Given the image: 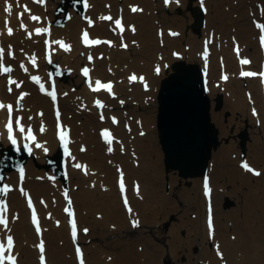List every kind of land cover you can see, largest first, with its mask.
<instances>
[{"label": "bare ground", "instance_id": "1", "mask_svg": "<svg viewBox=\"0 0 264 264\" xmlns=\"http://www.w3.org/2000/svg\"><path fill=\"white\" fill-rule=\"evenodd\" d=\"M228 1L232 5L226 8ZM65 2L66 0H61L58 5L51 2L48 6L46 2L37 3L34 0H0V39H2L1 47L5 49L4 63L11 61L8 55V46L11 45L12 49H16L14 32H16L19 23L28 25L33 33L32 39L28 42L30 44L29 51L37 56L36 67L32 66L30 57L23 60L24 67L28 69L27 72L20 67L22 61L13 60L12 69L15 74L4 79L0 73V102L13 104L14 116L20 117L26 127H33L38 134V138L33 144H27L23 140L21 132L15 131L19 146L16 150L12 149L13 144L8 139L7 129L5 128L7 112L0 109V165L8 169L10 168L9 164H12L15 168L17 162H22L19 159L18 148L25 147L27 144L32 149L31 160L21 168L27 172L24 189L29 191L30 194L33 193L36 198H34V202L41 221L40 229L42 231L41 234H38L35 227L30 223L31 213L28 207L26 209L25 206L26 192L18 191V189L9 190L7 193L0 194V200H3L9 207L7 212L9 226L8 229L0 226V242H4L6 245V236H13V254L16 256L18 264H40V260L38 261L40 252L37 245L41 240L45 245L44 256L47 264H66L62 257L59 259L57 256H53V251L58 255H65L66 252H70L72 255L74 254L76 262L78 259L75 253V244L76 246H81V244L77 241L74 243L71 235V216L64 211L69 206L68 200L70 199L77 225H85L90 228V233L95 238L99 237L98 244L94 246L82 244L83 259L87 263H91L94 257L98 264H162L161 259L168 257L166 244L170 247L169 256L174 259L179 258L189 261L192 255L188 254L187 251L193 249L196 242V246H202V255L199 258L201 259L200 264H244V262L264 264V164L261 175L254 176L238 166H230V162L238 164V160L233 161L229 157V152L234 147H222L216 155L211 180L214 182L217 176L222 175L226 178V182L223 184L226 187V183H230L231 189H226L227 192L222 189L218 193H211L212 201L208 202L204 194L202 195L204 178L191 179L196 184L194 194L187 193L189 189L186 187L179 188L183 198L191 199L185 203V211L183 205L181 208L180 205H176L178 201L173 199L176 197L173 188L170 194L166 193L164 189L165 173L162 170L160 152L154 133L155 93L160 77L152 69L154 61H151L149 56L155 49L148 47L151 37H153L152 42L158 40L154 36L157 27H165L167 33L180 31L177 36L170 35L171 38L165 34L168 46L179 48V45L186 42L188 52H185L183 47L181 49L183 57L186 56L194 62L201 61L204 69L208 71L212 93H218L220 90L227 91V108L232 110L234 116L242 118L241 122L243 124L253 128L252 142L249 145V154L245 161L252 164V168L258 169L260 163H264L262 83L257 78L241 77L239 75L243 68L258 70L260 65L264 63V55L250 39L256 33V25L249 24L248 19L250 13L256 14L257 10L251 9L245 12L246 8H249L246 0H195L194 5L196 7L205 5L208 10L206 27L202 29L200 36L196 37L182 17L174 16L173 21H168L165 13L163 16L157 15V11L164 4L168 6V12L174 14L177 5L182 3V6H184L185 0H168L167 3L165 0H122L125 5L129 4L128 7L130 6V8L138 3L142 9L140 14L132 13L128 7L123 13H118L116 10L117 0H87L88 7L84 6V1H79L78 8L68 5L67 11L62 10ZM254 2H262V0H254ZM6 4L12 5L11 12L4 11ZM23 5H27L31 11L24 12ZM56 5V12L60 10L63 13L71 14L68 25L63 29L51 23V20L55 17L54 9ZM19 10L24 13L22 17L17 14ZM31 15L40 16L41 20L33 21L30 18ZM103 15H114L117 18L123 16L128 22L133 21L134 23L130 25L126 23L123 32L119 29L118 31L117 28L114 32H111L108 28H112L111 24H114V20L111 22L101 20L99 17ZM239 15L242 16L245 22L228 28V21L234 23ZM259 19H264V14H261ZM89 20L95 22V26H90ZM5 21L8 23L5 24ZM168 22L172 23L168 24ZM130 26L135 27L134 32ZM7 27L13 28L11 36L7 34ZM36 28H48L49 31L41 33L40 36L35 33ZM83 29H89V34L91 32L92 37L111 36L112 47L110 48L108 44L104 46L103 43L101 45L85 46L80 37ZM30 31H27V33ZM108 31L112 35L106 34ZM47 34L52 36V42L63 40L66 44L71 45L70 51H64L58 44L53 43L51 47L56 52L53 51L50 54L51 64L62 71L59 75L60 79L54 76L53 82H55L54 87L59 92L57 100L61 110H63L65 132L70 137L69 154L67 156H62L60 153L61 140L56 135L55 105L51 100V96L48 95L53 87L48 79L51 73L47 71L45 64L48 55V51H45L47 46L44 45ZM128 34L130 39L135 42L133 45L137 41L141 42V49L133 48L138 51L137 54L130 52L129 48L131 47H127V50L120 47L122 41L127 44L124 37ZM131 34H134V36H131ZM233 34L234 36L231 38ZM39 37H44V42L39 40ZM145 37L150 38L146 39ZM34 40L41 41L43 44L41 42L35 44ZM205 41L210 42L213 46L222 45L219 49L212 50L210 48L207 59H205L204 52H202ZM131 42L129 41L128 45H131ZM231 43L240 46L239 56L233 52V48L231 49ZM144 46H147V48L144 49ZM114 47H117V49H114ZM140 50L149 57L147 62H142ZM248 53L252 58V62L248 67H243L239 63V59ZM88 55H92V61L87 59ZM217 56L224 57V59L214 60ZM165 59H170V63L176 61L169 55H165ZM155 60H157V56ZM161 65L163 76L166 74V65L164 66L162 63ZM84 66L91 67V78L94 81L96 79L102 81L106 76L112 77V81L107 80L113 83L115 96L126 93V90L133 88V92L128 95L133 96L132 100L134 102L129 105L136 103L139 109L134 106L131 107L136 120L129 125H133L134 128L143 126L145 129L143 137L135 136L131 131H125L122 127V122L125 120L124 116L110 109H106L103 113L105 117L103 120L100 118L101 115H98L96 120L94 116H88L85 121H81L80 126L75 123V120L70 119L71 116H67L66 111L72 108H68L66 103H72L76 106L80 103L84 108H87V111H91L94 110V101L98 98L106 99L109 102H117L112 100L113 96L104 89L93 92L88 87L87 82L78 90L74 83L68 82L69 76L71 75V79L72 75L79 71L81 74L80 80L83 79L82 69ZM120 66H122V69H119V71L123 73V80L118 82L116 70ZM219 68L226 70L229 75L226 83L215 80V74ZM133 73L137 77L143 76L145 80L142 82L138 79L133 85L128 79ZM127 74V80H124V76ZM27 75L29 77L38 76L40 83L34 81V85L31 79L25 78ZM9 77L13 80L18 77L21 78L25 81H23L25 87L27 86L30 90V93L27 92L28 95L21 101L23 106L20 108L16 107V100L23 90L12 87L13 92L9 93L6 89ZM80 80L78 79V81ZM242 81L249 82L248 87L243 88ZM145 82L148 85L147 90L144 87ZM40 84L47 88L46 94L36 91L35 87L38 85L40 88ZM83 95L87 96L88 101L83 102V100H80L79 97ZM250 98L251 101H248ZM253 108L256 109L257 114L255 116H253ZM42 109L44 114L39 115ZM250 109L252 113L249 112ZM136 110L141 112H136ZM220 116L219 113L215 114L218 122L221 120ZM112 117H116L118 121L116 127L120 129L117 133H114L113 151L109 153L107 151L108 144L105 140L100 136L97 142L94 137L85 134L84 125L113 124ZM245 118L249 120L251 125L247 123ZM41 127L44 128V132L40 131ZM122 135H127L128 138ZM101 141L104 142V145ZM37 143L41 145L40 148L35 147ZM102 146H104V149H102ZM45 148L47 149L46 152L44 151ZM148 150L152 152V156L149 158H147ZM21 154H24V151H21ZM57 157L61 161L68 162L67 181H61L50 164V161ZM117 162H121V164H117ZM77 163L81 164L82 167L77 169L75 167ZM5 172V180L3 179L0 186L3 188L7 185L10 189L14 183L17 184L19 176L17 177V173L11 174L6 169ZM120 172L126 174L127 177L124 193H121L119 188ZM168 173L170 174L172 171ZM30 175L33 177L29 178ZM175 176V174H172L171 180ZM68 184L71 188L74 185H78L79 188L77 191L65 189L64 187H67ZM136 184L140 188L139 194L134 189ZM65 191L71 196L64 200ZM226 195L236 199L234 206H224L221 203ZM125 196L129 201L128 206L132 209L131 213L122 201V197ZM207 203H211L216 227L212 238L209 236L207 227ZM176 211L178 221H167L166 223H169L170 226L168 232L165 233L164 226L166 224L163 221ZM192 214H194V217ZM13 217L17 218L13 219ZM133 220L139 221L137 227L132 226ZM57 221H59V224H57ZM196 226L199 230L196 229ZM77 227V230L81 232L80 226ZM183 230H186L185 235L182 234ZM60 240L64 241V246L57 245V241ZM214 245H219L220 251L223 253V260L217 256ZM52 246L55 248H51ZM68 260L70 261L71 258ZM68 260L66 261L68 262Z\"/></svg>", "mask_w": 264, "mask_h": 264}, {"label": "rangeland", "instance_id": "2", "mask_svg": "<svg viewBox=\"0 0 264 264\" xmlns=\"http://www.w3.org/2000/svg\"><path fill=\"white\" fill-rule=\"evenodd\" d=\"M60 1L61 0H46L45 2L48 3V6H49V3H51V2L53 4H57L58 5L60 3ZM231 1H236V0H231ZM117 2H118V5H117L116 10L118 11V13H123L127 9L126 5L122 2V0H117ZM246 2H247V5H248L249 8H246L245 12L250 11L251 9H256V2H254V0H246ZM262 3L264 4V0H262ZM106 4H108V2H106ZM189 4H190V0H185V5L184 6H180L178 10L176 9L177 11L174 14H170L167 11L168 9L165 6H162L161 9H159L157 11L158 12L157 15L158 16H160V15L163 16L164 13H165L168 21H173L174 20V16H180V17H182L184 19V21H186L188 23L189 28L191 29L192 33L197 37L198 35L195 34L193 32V29H192V24L194 22V18H193V15H192L191 10H189ZM57 5H56V7L54 9V16L55 17L51 20V23L54 24V25H56L55 22L57 20V15H56ZM231 5H232V3L230 1H228V5L225 6V7L226 8H229V7H231ZM128 9L131 11L130 8H128ZM132 13L140 14V11L139 12H132ZM70 15H69V19H68L66 25L63 26V27H59L58 26L59 28L63 29V28H65L68 25V23H69V21L71 19V16ZM251 15H253V14L250 13V17L248 19V23L249 24H252V22H251V17L252 16ZM255 15H257V13ZM60 16H65V14H61ZM112 16L115 19L114 15H112ZM205 17H206V20H207V10L206 9H205ZM132 18H134V17H132ZM238 18L236 19V21L234 23L228 21V24H229L228 28L232 27V25H240L241 23H243L244 20H243L242 16L239 15ZM123 21H124V24L125 25H126V23H128V25L134 23L133 21H129L128 22L124 18H123ZM170 23H172V22H168V24H170ZM20 25H21L20 23L17 24L18 29L16 28V32H14V36H16L14 38V40L16 41V44H17L16 45V49H12L11 48L12 55L9 56L11 61L4 63L5 67H11L12 68L13 67L12 66L13 60L22 61L23 59H29V56L31 55V53L29 51L30 50V44L28 42L32 39L33 33L30 31L28 25H26V28H21ZM92 25L95 26V22H93ZM111 26H112V28L109 27L108 29L111 32H113L112 30H114V28H116L115 27V24H111ZM161 27H163V26L157 27L155 29L156 31L154 33V36H156V38H158V40L152 42L153 37H151V38L150 37H145L146 39H149L150 38V40H151V42H150V44H149L148 47L151 48V49H155L151 53V55H149L151 57V61H154L152 63L153 64L152 69L154 70V68L157 65V66L160 67V69L162 71V65H161V63H162V64H164V66L167 65V66L170 67V68H168V70H170V69L172 70V68H171L172 63H170V59H165V55H167V56L169 55L170 57H172L173 59L176 60V59H178L177 58L178 56L177 55H174V53L175 54L182 55V52H181L182 50L181 49L184 47V51H186V47L183 46V44L182 45H179L180 46L179 48L169 47L168 46V42L165 40V29H163ZM27 31H30L32 33L31 37L28 36ZM131 36H134V34H131ZM257 36H258V30H257V32H256L255 35H252V37H250V39L256 44V48L258 49V47H257L258 46ZM45 38L44 37H39V40H42L44 42V39ZM124 39L127 41V44H128L129 41H132L131 42V45H128V47H131L129 49H130V52H132V54H137L138 51H136L133 48L141 49V42H138L137 41V43L135 45H133V42L134 41L130 39V35L129 34L126 37H124ZM38 42H41V41H35V44H37ZM43 42H41V44H43ZM4 43H7V42H4ZM218 47H220V46L217 45L216 48L218 49ZM114 48L117 49L116 47H114ZM145 48H147V46H144V49ZM41 49H43V48L41 47ZM21 50H23V51H21ZM125 50H127V48ZM186 52H188V51H186ZM140 56L143 59L142 60L143 63L144 62H147V60H149V57L143 51H141V50H140ZM156 56H157V60H155L156 59ZM186 58L189 59L188 57H186ZM187 61L192 62L193 60L189 59ZM45 64L47 66V71H48L49 70V66L47 64V60L45 61ZM119 69H122V66L118 67V70H116L117 71V73H116V77L117 78H121L122 75H123L122 71H119ZM219 71H221V68H219L216 71V74H215L217 76L216 77V81H219ZM0 73H3V72H0ZM14 74H15V72L12 70L11 73H3L2 76L4 77V79H6L7 76H13ZM47 74H48V72H47ZM157 75H159V74H157ZM80 76H81V74H80V71H79V72H76L75 75H72V78L71 79H70V77H71V75H70L69 76V79H67V80L70 83H74L76 86H78L77 88L79 89L83 85V81L80 80ZM57 77L60 79L59 76H57ZM158 77H160V76H158ZM25 78L31 79V77H29L28 75ZM48 78H49V76H48ZM106 78H111V77L106 76L103 79H106ZM78 79L80 81H78ZM14 80L17 81V82L18 81L21 82L20 80H22V79L18 77V78L14 79ZM49 80H50V78H49ZM33 83L35 85V82L34 81H33ZM50 83H51V85L52 84L55 85V82H52L51 80H50ZM78 83H80V85H78ZM159 84H160V81H159L158 86H157V89H156V97H155V100H156V102H155L156 107L155 108L156 109H155V113H154V133H155L156 143L158 145L159 152H160L162 170H164L163 172L165 173L164 174V181H165L164 189L166 190V193H169L170 194L171 193V189L173 188V190L176 193V197L173 198V199H175V200L178 201V203H176V205H180V208L183 205V207H184L183 210L185 211V207H186L185 206V203L187 202V200H191V199H185V198H183L181 196L180 192H179V188L180 187H186V188L189 189V191L187 193L194 194L195 193L196 184L193 183V181L191 179H195V178H192V177L182 178V176L178 175L175 172H172L170 174L165 172V168H164V164H163V157L164 156H163V152L161 150V146H160V143H159V140H158L157 129H156V114H157V111H158L157 92H158V89H159ZM233 84H234V81H233ZM241 85H242V87H246L247 86V84L245 82H242ZM11 87H15V85H11ZM35 89H36L37 92H39V90H40L39 87H38V85L35 87ZM18 90H23V93H26V91L28 93H30L29 88L27 86L25 87V85L23 86V89L21 88V89H18ZM132 92H133V88H130L129 90H126V94L125 95L122 94V95H120V96L117 97V99H119V100H123L124 102L127 101V104L126 105H124V104L121 105V104H118V103L117 104L110 103L109 106H108L109 109H114L117 113H119L120 115L124 116L125 120H123L122 127H124L126 130L129 128V124L134 122V116L135 115L132 113L133 109L131 107L134 106L135 108H138L139 109V107H138L137 104L129 105L131 102H134V100H132V99L130 100V97L131 96H127V94L132 93ZM208 93H209L210 97L212 98V100H214V105H215L216 102H215V99L214 98L217 96L218 93H212V91L209 89V87H208ZM221 93L224 96V106H223V108H221L220 110H215L212 107V112H211V114H212V121L216 124V126L220 130V142L221 143L218 146V148L213 152L212 160H211V164L213 166L210 165L209 171H208V173L205 176H207L210 172H211L210 174L213 175L212 170H213V168H215L214 165H215L216 155H217L218 151L222 147H230V146H233L234 149H232L229 152V157H230V159H233V161L238 160V163H239V166L240 167L238 166V164H236L234 162H230L229 164H230V166H238L239 168H243L241 166L242 163H244L242 161L243 158L240 157V152H242V147H241L242 137H241V134L243 132H246L248 134V136H249V139L246 140V144L248 146V149H247V153H246V156L245 157H247L248 154H249V149H250V146L249 145L252 142V136H253V128H252V126L247 127L245 124H243L241 122L242 121V118L233 115L232 110L230 108H227V91H221ZM66 104H67V107L68 108H72L71 110L66 111L67 116H71L70 119L75 120L76 121L75 123L77 125H79V126L81 125V121H83L86 118H88V116H94L95 117V120H96V116L95 115H99V114L102 113L99 110V107H96L94 109V111H93L94 114H95L94 115L93 112L86 111L85 108L80 103L77 106L76 105H73L72 103H66ZM105 108L106 107H102V110H104ZM136 112H141V111L140 110H136ZM216 113H219L221 115L220 116L221 117L220 122H218L217 119H216V117H215V114ZM40 114H42V115L44 114V110L43 109L40 111ZM246 120H247V123H249L251 125V123L249 122V120L248 119H246ZM109 125H110L111 128L114 127L115 129H117L116 128L117 124H109ZM101 126H103V125L94 126V124H88L87 126H84L85 127V131H86L85 134L91 135L98 142V140L100 138V129H101ZM237 126H238V128H237ZM141 131L144 132V127H142V126L136 128L135 133H133V134L134 135H139L140 137H143L144 135L143 136L140 135V132ZM42 132H44V131H42ZM126 137L128 138L127 135H126ZM102 149H104V146H102ZM151 153L152 152L150 150H148V152H147V158H149L150 156H152ZM30 160H31V158L26 159L25 163L26 162L28 163ZM263 164H264L263 162L260 163V165L258 167L262 169ZM35 165L37 166V164H35ZM250 165H252V164H250ZM38 168H39V166H38ZM257 170L259 172H261L259 169H257ZM10 173L11 174H15L17 172L13 170V171H10ZM172 174H175L176 176H175L174 179L171 180V175ZM18 176L19 175L17 173V177ZM205 176H202V177H205ZM31 177H33V176L30 175L29 178H31ZM124 178L127 179V177H125V176H124ZM224 182H226V178L224 176H222V175H219V176H217L216 179H214V183L213 182L212 183L210 182V183H211V185H213L212 188L217 193L218 191H220L222 189H224L226 192L228 191L226 189H231V184L230 183H226V187H225V184H223ZM236 182H237V180H236ZM64 188L65 189H68V190H71L72 189L74 191H77L78 188H79V186L78 185H74V187L71 188L69 186V184H68L67 187H64ZM10 190L11 191L12 190H16V183H14V185L10 187ZM44 190H45V188H44ZM31 195L33 196V198H35V196L33 195V193H31ZM70 196L71 195L68 193L67 198H70ZM226 196H228V195H226ZM65 198L66 197H64L63 199L65 200ZM40 201H41V198H40ZM43 201H44V199H43ZM221 203H223L224 206H234L236 204V199H232L229 196L228 197H224L221 200ZM26 209H27V207H26ZM192 216L194 217V214H192ZM73 219H75V218H73ZM68 221H69V218H68ZM167 221H175V222H177L178 221V213H177V211L175 213L171 214L168 219H165L163 221V223L166 224L164 226L165 233L168 232V227L170 226L169 223H166ZM76 224H77V221H76ZM77 226H80L79 229H81L82 231L79 232L77 230V238L74 241V243H76V241H77V242H79L81 244V246H78V247H80L82 249V253H83L84 251H83V248H82L83 247L82 244H84V245H93L94 246V245L98 244L99 237H96L95 238V236L90 233V231H91L90 228L86 227L85 225H77ZM85 228H87L89 230L87 233H85L83 231V229H85ZM77 229H78V227H77ZM196 229L199 230V228L197 226H196ZM131 232H132V230H131ZM182 234L185 235L186 234V230H183L182 231ZM57 245H63L64 246V241L63 240L57 241ZM76 247L77 246L75 244V253H76ZM51 248L54 249L55 247L52 246ZM73 248H74V246H73ZM166 248L168 249L167 250L168 257H165V259L164 258L161 259V263L162 264H167V263L168 264H198V262L200 264V260L201 259H199V258H201V255H202L201 254L202 253V250H201L202 249V246H196V242L193 245V249L187 251L188 254H191L192 255V257H190L191 259L189 258L190 259L189 261L182 260V259H179V258H176V259L172 258L171 256H169V250H170L169 245L166 244ZM46 252H47V245H46ZM53 256H57L59 259H61L60 257H62L64 259V261L66 262V264H76V262L74 260V254L72 255V253H70V252H66L65 255H58L57 253H55L53 251ZM70 258H71V260H70L71 262L68 260ZM72 258H73V260H72ZM66 260H68V262ZM38 261H39V259H38ZM84 261H86V260H84ZM88 264H98V263H97L96 258L93 257V259L91 260V263H88ZM244 264H253V262H251V263L244 262Z\"/></svg>", "mask_w": 264, "mask_h": 264}, {"label": "water", "instance_id": "3", "mask_svg": "<svg viewBox=\"0 0 264 264\" xmlns=\"http://www.w3.org/2000/svg\"><path fill=\"white\" fill-rule=\"evenodd\" d=\"M79 1L85 3V0H66L62 10L67 11L68 5L78 8ZM192 10L195 19L193 29L200 33L205 21L204 16L199 12V8ZM66 19L63 18L59 24L63 25ZM172 68L174 71L162 79L157 96V131L164 151L165 168L167 172L178 171L184 178L201 177L209 168L213 151L221 143L219 130L212 122L211 100L207 93L205 77L197 64L176 61ZM222 103L220 96L217 98L216 109L221 108ZM241 137L244 156L246 133L241 134ZM12 149L16 150L17 146H12ZM60 153L65 155L63 151ZM22 162H17L16 167ZM52 163L56 174L65 180L64 161L57 157ZM5 169L6 167L0 165V185L6 175Z\"/></svg>", "mask_w": 264, "mask_h": 264}, {"label": "snow or ice", "instance_id": "4", "mask_svg": "<svg viewBox=\"0 0 264 264\" xmlns=\"http://www.w3.org/2000/svg\"><path fill=\"white\" fill-rule=\"evenodd\" d=\"M35 2H37V3H44L45 0H35ZM165 2L167 3L168 0H165ZM84 6L85 7H88L87 0H85V5ZM23 8H24V12H30L31 11L27 7V5H23ZM11 10H12V5L11 4H6V6L4 8V11L5 12H11ZM131 11L132 12H139V11H142V9H140V8H138L136 6H131ZM23 14L24 13H19L18 15L22 17ZM30 18L33 21H40L41 20V17L40 16H37V15H31ZM99 18L101 20L109 21V22H111V21L114 20V24H115L116 28H118L121 32H123L125 30L124 29V25L122 23V18H116V19H114L112 15H103V16H101ZM7 23L8 22L5 21V24H7ZM88 23L91 26L93 24V21L92 20H89ZM20 27L21 28H26V25H24L23 23H21ZM130 27H131V30L134 32L135 31V27L134 26H130ZM261 27H264V26H261ZM48 31H49L48 28H36L35 29V33L37 35H40L41 33H46ZM7 34L9 36H11L13 34V29L11 27H7ZM31 35H32V33L29 32L28 33V36L31 37ZM170 35L177 36L179 34L176 33V32H171ZM260 41H261V44L264 45V36H261L260 37ZM52 43L58 44L64 51H70L71 50V45L66 44L63 40H56V41H53ZM82 43L85 46L99 45L101 43H106L109 46H112V43L113 42L112 41H102V40H100L98 38L91 39L89 37V32L87 30H85L82 33ZM133 43H135V42H133ZM45 44L47 45L48 42L45 41ZM207 44H208V41L205 42V50H204V53H203L205 59H207V57H208ZM120 47L126 49L128 47V45L126 43H123V41H122L121 44H120ZM21 51H23V50H21ZM235 51H236L237 55L239 56V53H240L239 47H236L235 48ZM8 55L9 56L12 55L11 45L8 46ZM174 55H176V54L174 53ZM4 56H5V49L3 47H0V72H3V73H11L12 72V68L11 67H5L4 66ZM87 59L89 61H92L93 60L92 55H88ZM48 62L49 63H52L50 54L48 56ZM240 63L243 64V65H249L251 63V61L248 60V59H242V60H240ZM31 64H32L33 67H36L37 66V61H36L35 55H33V57L31 58ZM20 67L23 68L25 72L28 71V69L26 67H24L23 63H21ZM109 71H111V69H109ZM155 71L157 73H159L160 72V67L157 66L155 68ZM89 73H90V69L88 67H84L82 69V75L85 78H88L89 77ZM49 75H51V74H49ZM239 75L241 77H257V76H259L260 78H264V70H261L259 72H256V71H244V70H242V71H240ZM31 79L33 81H35L36 83H38V84L40 83V78L38 76H32ZM128 79H129V82H135L138 79L140 81H142V82L145 80V78L143 76L137 77V75L135 73L131 74L128 77ZM221 79L222 80H227L228 79V76L227 75H223L221 77ZM262 82H264V79H262ZM7 83L9 85L8 92L11 93V92H13V88L11 87V85H15L16 88H20L22 82L18 83L17 81H15L11 77H9ZM87 83H88V87L93 92H99L101 89H104V90L107 91L108 94H110L111 96L115 97V92L113 91V87L114 86H113V83L111 81H108L106 83H102L101 80L96 79L94 81L95 87H93V82L91 80H88ZM144 87H145V90L148 89V85H147L146 82L144 83ZM40 91L41 92H44L45 91V87H44L43 84H40ZM26 95H28V94L27 93H23V92H21L19 94V97L16 100V107L17 108L22 107L21 101L24 99V97ZM48 95H50L53 100L56 99V92H55L54 85H53L52 91L51 92H48ZM119 102H120L121 105L124 104V101L123 100H120ZM95 103H96V105L98 107H101V108L102 107H106V105H103L100 100H96ZM0 109L6 110V112H7V122L5 124V128L7 129L8 139L11 141V143L13 145H16L17 144V139L13 135L14 123H15V125L20 126L19 127V131L21 133L25 132V128L21 125V118L18 117V116H14V106L11 103L4 104L3 102H0ZM252 112H253V115H256L257 114L255 108L252 109ZM56 116H57V120L59 121V116H60L59 111H57ZM100 118H101V120H103L105 117L103 116V114H101ZM29 119H31V117H29ZM111 119H112L113 124L118 123L116 117H112ZM58 127L61 128L60 133H59V138H60L61 141L64 142V144H65V151L67 152L66 132L62 128V126H60L59 124H58ZM40 131L41 132L44 131V128L41 127L40 128ZM27 132H28V138L30 140H32V141H35L36 140V137L32 134V129L30 127L27 129ZM101 135L103 136L105 142L108 144L107 151L109 153H111L113 151V148L111 146L112 145V142H113V136H112V134L107 129H105V130H103V132L101 133ZM140 135L143 136V135H145V133L143 131H141L140 132ZM35 147L36 148H40L41 145L37 143L35 145ZM25 148L27 149V151L29 153L32 152V149L29 148L27 144L25 145ZM121 150L123 151V148L122 147H121ZM44 151L46 152L47 149L45 148ZM241 166L243 167L244 170H246L247 172L252 173L253 175H255L257 177L261 175V172L256 171L247 162L242 163ZM75 167L77 169H79L82 166H81V164L77 163V164H75ZM23 179H24V169L21 168L20 169V180L22 181ZM203 186H204L205 195L206 196H209L210 195V192H211V189L209 187V178L207 176L204 179ZM119 188H120L121 193H124L125 192V182H124V176H123V173L122 172H120ZM134 189L137 192V194H139L140 188H139V185L138 184L134 185ZM9 190H10L9 187L7 185H5L3 188H0V194L7 193ZM20 191L23 192L24 191L23 188H21ZM67 196H68V193H67V191H65V197L67 198ZM123 202H124L125 207H127L128 208V211L131 213L132 212V209L128 206L129 205V201H128V199H127L126 196L124 197V201ZM71 203L72 202L69 199L68 200V205L69 206L64 209V211L67 212L70 216L73 215V213L71 211ZM27 204H28V207L30 209H32V212H31L32 223L35 225L36 232L39 234L40 231H41L40 225H39V220H38V217H37L35 208L33 206V202H32V200H31L30 197L27 200ZM7 212H8L7 204L3 200H0V226H3L4 229H8V226H9V220H8V217H7ZM16 218L17 217H13V219H16ZM57 224H59V221H57ZM70 224H71V235H72V239H73V241H75L76 238H77V224H76L75 219L70 220ZM138 225H139V221L138 220H133L132 221V226L133 227H137ZM113 227H115V226H113ZM207 227H208V231H209V236H210V238H212L214 236V221H213V214H212L211 203H209V207H208ZM83 231L85 233H87L89 230L87 228H85V229H83ZM233 239H235V237H233ZM37 247L39 248V252H40V256H39L40 264H45V256H44L45 245H44L43 240L40 241V243L37 245ZM214 247L216 248V254H217V256L220 257L221 260H223V253L220 251L219 245H214ZM13 248H14V239H13V236L12 235H7L6 236V245H5L4 242H0V264H18L17 258L13 254ZM76 254H77V256L81 257L80 264H84V261H83V258H82V253H81V249L78 246L76 247Z\"/></svg>", "mask_w": 264, "mask_h": 264}]
</instances>
